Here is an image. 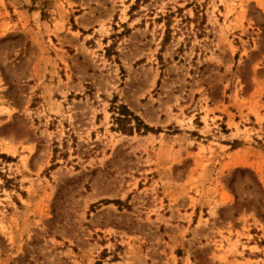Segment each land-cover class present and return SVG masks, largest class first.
I'll list each match as a JSON object with an SVG mask.
<instances>
[{
	"label": "rangeland",
	"instance_id": "rangeland-1",
	"mask_svg": "<svg viewBox=\"0 0 264 264\" xmlns=\"http://www.w3.org/2000/svg\"><path fill=\"white\" fill-rule=\"evenodd\" d=\"M0 264H264V0H0Z\"/></svg>",
	"mask_w": 264,
	"mask_h": 264
},
{
	"label": "trees",
	"instance_id": "trees-1",
	"mask_svg": "<svg viewBox=\"0 0 264 264\" xmlns=\"http://www.w3.org/2000/svg\"><path fill=\"white\" fill-rule=\"evenodd\" d=\"M122 111L123 112H126V113H120V114H122V116L123 117H117L116 118V121L118 122V123H123V122H128V118H127V116L128 115H131L132 116V118H134L135 120H138L136 117H133L134 115L132 114V113H129V111H128V109H126V107H122ZM129 119H131V118H129ZM130 121V120H129ZM124 128V130H126V131H133V129L135 128V127H133V126H130L128 129L127 128H125V127H123ZM136 128L137 129H140V127H139V124L136 126ZM145 129H146V131H149V130H152L150 127H148V126H145Z\"/></svg>",
	"mask_w": 264,
	"mask_h": 264
}]
</instances>
